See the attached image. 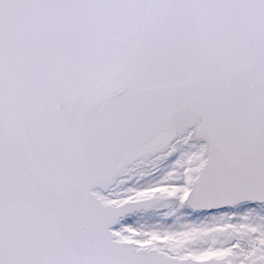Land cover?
Segmentation results:
<instances>
[{
    "label": "snow or ice",
    "instance_id": "snow-or-ice-1",
    "mask_svg": "<svg viewBox=\"0 0 264 264\" xmlns=\"http://www.w3.org/2000/svg\"><path fill=\"white\" fill-rule=\"evenodd\" d=\"M0 264H264V0H0Z\"/></svg>",
    "mask_w": 264,
    "mask_h": 264
}]
</instances>
